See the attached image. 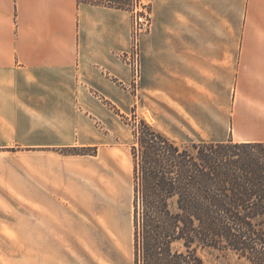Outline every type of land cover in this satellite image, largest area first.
<instances>
[{
	"label": "crops",
	"instance_id": "obj_1",
	"mask_svg": "<svg viewBox=\"0 0 264 264\" xmlns=\"http://www.w3.org/2000/svg\"><path fill=\"white\" fill-rule=\"evenodd\" d=\"M151 6L141 97L171 98L174 112L193 118L228 119L226 137L209 140L264 142V0ZM130 31L125 8L0 0V264H93V225L108 236L112 223L85 210L83 171L62 168L53 147L95 144L84 130L96 133L107 113L99 98H129L132 74L119 54Z\"/></svg>",
	"mask_w": 264,
	"mask_h": 264
},
{
	"label": "trees",
	"instance_id": "obj_2",
	"mask_svg": "<svg viewBox=\"0 0 264 264\" xmlns=\"http://www.w3.org/2000/svg\"><path fill=\"white\" fill-rule=\"evenodd\" d=\"M78 1L125 8L127 0ZM136 135L137 261L204 264L197 249L213 247L264 264V142L228 138L180 145L144 122Z\"/></svg>",
	"mask_w": 264,
	"mask_h": 264
},
{
	"label": "rangeland",
	"instance_id": "obj_3",
	"mask_svg": "<svg viewBox=\"0 0 264 264\" xmlns=\"http://www.w3.org/2000/svg\"><path fill=\"white\" fill-rule=\"evenodd\" d=\"M136 1L139 0H127L125 5V9L130 11L131 23V9ZM142 1L148 2L152 12L151 0ZM110 80L111 85L119 84L113 82L116 80L114 77ZM139 82L140 79L136 83L132 80L126 101L122 96L99 98L107 113L96 119V133L84 130L85 141L91 137L95 144L53 147V153L63 156L60 162L62 168L83 171L79 180L90 188L92 198L90 204L85 200V210L91 209L89 213L95 222L100 218H108L112 223L109 231H106L108 236H104L101 227L93 225L97 238L91 243L93 264H141V259L137 261V239L133 225V151L134 147L139 148L136 133L140 131L142 122L163 132L180 145L200 139H224L230 130L229 120L219 115H196L193 118L188 114L174 112L171 98H142L138 92ZM175 246L184 249L180 242ZM65 252L67 258L72 259L71 251ZM197 253L204 264H249L244 257H239L230 249L199 247ZM76 259L84 263L87 257L79 255Z\"/></svg>",
	"mask_w": 264,
	"mask_h": 264
},
{
	"label": "built area",
	"instance_id": "obj_4",
	"mask_svg": "<svg viewBox=\"0 0 264 264\" xmlns=\"http://www.w3.org/2000/svg\"><path fill=\"white\" fill-rule=\"evenodd\" d=\"M132 23L129 48L121 54L122 60L130 68L132 80L136 83L140 79V41L144 33H148L152 26V12L148 2L136 1L131 9Z\"/></svg>",
	"mask_w": 264,
	"mask_h": 264
}]
</instances>
